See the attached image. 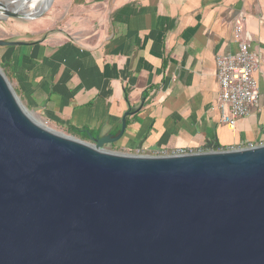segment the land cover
Listing matches in <instances>:
<instances>
[{"label": "water", "instance_id": "1", "mask_svg": "<svg viewBox=\"0 0 264 264\" xmlns=\"http://www.w3.org/2000/svg\"><path fill=\"white\" fill-rule=\"evenodd\" d=\"M32 1H0V21L27 20ZM40 110L0 68V264H264V144L108 152L136 112L118 135L87 143L36 119Z\"/></svg>", "mask_w": 264, "mask_h": 264}, {"label": "crops", "instance_id": "2", "mask_svg": "<svg viewBox=\"0 0 264 264\" xmlns=\"http://www.w3.org/2000/svg\"><path fill=\"white\" fill-rule=\"evenodd\" d=\"M50 15L53 30L3 60L20 96L52 124L116 136L136 112L107 146L131 154L264 144V67L260 102L236 129L222 122L217 79V58L238 51L236 25L264 58V0H55Z\"/></svg>", "mask_w": 264, "mask_h": 264}, {"label": "built area", "instance_id": "3", "mask_svg": "<svg viewBox=\"0 0 264 264\" xmlns=\"http://www.w3.org/2000/svg\"><path fill=\"white\" fill-rule=\"evenodd\" d=\"M243 27L236 25L235 37L238 51L217 58V79L220 88L219 104L222 122L236 129L240 119L250 116L261 98V88L256 75L264 67V58L250 43L242 38ZM193 152L178 151L173 155ZM137 154H140L139 152ZM156 155H171L158 152Z\"/></svg>", "mask_w": 264, "mask_h": 264}, {"label": "rangeland", "instance_id": "4", "mask_svg": "<svg viewBox=\"0 0 264 264\" xmlns=\"http://www.w3.org/2000/svg\"><path fill=\"white\" fill-rule=\"evenodd\" d=\"M0 1L6 2L10 0H0ZM52 8L53 6L44 14L43 17L36 19V20L33 18H29V19L27 18V20L22 19V18L21 19L9 18L6 20H1L0 21V40L14 41V42H27V41H34L35 39L40 38L41 36L37 34H40V32H44L47 27L52 30L55 27L52 21L48 19L49 17H54V15H50L52 12ZM58 26L59 27L63 26V23L58 24ZM9 49H11V47H5L2 49L0 47V68L5 73L8 80L11 82L13 88L17 92L19 90L13 80V77H11L9 73L6 74V70L4 68L5 61L3 60V54L6 50H9ZM18 96L22 99V102L24 103L25 106H27L30 110L34 109V108L29 107L28 102L25 99H23V97L20 96V93L18 94ZM35 118L42 121L47 126H49L50 128L60 133L80 139L79 137L73 135L72 131H70L69 129H65L63 127H57L55 124H52L50 121L46 120L41 115L40 112L35 115ZM84 141L87 143H91V141H88V140L87 141L84 140ZM105 149L108 152L128 153V152L119 151V150H115V149L108 148V147H106ZM128 154H131V153H128Z\"/></svg>", "mask_w": 264, "mask_h": 264}, {"label": "trees", "instance_id": "5", "mask_svg": "<svg viewBox=\"0 0 264 264\" xmlns=\"http://www.w3.org/2000/svg\"><path fill=\"white\" fill-rule=\"evenodd\" d=\"M2 49V48H1ZM4 68L6 70V74L9 73L11 75V77H13V80H14V68H13V65L10 61H7V62H4ZM18 94H19V91H17ZM70 131H72L73 135L79 137L81 140H90V137H89V133L92 134V135H96L97 136V133H94L92 130H89L88 128H70L69 129Z\"/></svg>", "mask_w": 264, "mask_h": 264}, {"label": "bare ground", "instance_id": "6", "mask_svg": "<svg viewBox=\"0 0 264 264\" xmlns=\"http://www.w3.org/2000/svg\"><path fill=\"white\" fill-rule=\"evenodd\" d=\"M34 1H36V0H34ZM34 1L29 2L27 5L25 4L24 7H23V9H22L23 13L24 14H27L28 15L27 17H29V18H31V17L33 18L34 16L38 15V13L41 12L45 8V6L48 4V0H46L45 2H43V3H41L39 5L40 10L38 12H30L31 11L30 10L31 8L29 7V5L32 4ZM17 5L18 6H21L20 3H18Z\"/></svg>", "mask_w": 264, "mask_h": 264}]
</instances>
